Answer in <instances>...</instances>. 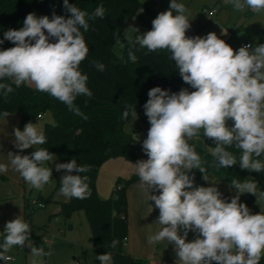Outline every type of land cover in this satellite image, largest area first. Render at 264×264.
I'll use <instances>...</instances> for the list:
<instances>
[{
	"label": "clouds",
	"instance_id": "clouds-1",
	"mask_svg": "<svg viewBox=\"0 0 264 264\" xmlns=\"http://www.w3.org/2000/svg\"><path fill=\"white\" fill-rule=\"evenodd\" d=\"M225 3L238 12H264V0ZM63 7L70 15L29 13L21 28L4 32L0 45L9 41L14 46L0 50V81H9L0 82V94L7 99L14 92L13 84L17 88L22 84L32 86L65 104L69 112L87 119L75 104L78 96L93 95L87 86L88 76L80 69L90 51L81 29L87 32L89 21L103 19L106 9L101 4L89 14L69 0H63ZM191 15L185 4L170 0L169 9L152 20L151 30L126 37L129 61L137 62L133 51L136 45L147 52L166 51L182 81L194 89L171 92L156 86L148 91L143 105L150 124L142 143L147 159L135 162L133 172L139 178V187L149 194L148 201L159 210L156 221L162 226L148 236V243L167 241L173 245L175 264H260L264 256V211L253 214L240 197L247 193L256 196L257 201L264 200V191L258 193L253 178H234L229 187L236 190V195L229 202L216 183L197 186L193 170H199L204 181L210 180L207 161L192 141L201 137L213 141L215 146L209 149L216 169L239 164L242 170L264 173V44H245L235 50L215 32L189 37L186 33L191 28ZM117 43L124 47L119 37ZM92 64L98 71L105 70L99 61ZM2 115L7 118L10 114L4 111ZM130 116L134 122L138 119L137 104H125L121 118L127 120ZM13 135L20 153L32 147L36 150L30 155L9 152L11 168L30 189L43 191L51 183L52 168L47 163L53 161L48 149L37 147L46 143L44 131L37 123L29 122L23 130L15 128ZM233 149L239 151V157ZM55 170L66 172L60 180V195L80 200L91 196L89 178L81 175L91 171L90 165L72 159L57 163ZM8 171L9 165L0 163V173ZM31 232L21 215L6 223L0 243L4 264L13 259L9 253L14 246L31 249V264H46L44 257L53 253L33 246ZM190 232L195 234L191 241ZM118 243L114 239L109 247L114 249ZM96 259L100 264H113L111 252Z\"/></svg>",
	"mask_w": 264,
	"mask_h": 264
},
{
	"label": "trees",
	"instance_id": "trees-1",
	"mask_svg": "<svg viewBox=\"0 0 264 264\" xmlns=\"http://www.w3.org/2000/svg\"><path fill=\"white\" fill-rule=\"evenodd\" d=\"M40 1H44L47 7L41 9L38 5ZM69 3L89 14L101 4L106 9L103 19L96 18L94 21H89L90 27L87 32L81 29L90 51L87 58L82 61L80 69L88 76L87 86L93 95L91 98L78 96L75 104L87 119L69 112L65 104L47 93L38 92L28 85L22 84L17 88L13 84L14 92L9 94L7 99L0 94V121L4 117L2 115L4 111L9 114L21 112L20 129L23 130L27 123L35 122L39 119V115L42 117L45 112L50 111L54 122L45 125L46 143L39 147L48 149L53 156H57L64 163L75 159L80 165L91 166L90 172L81 174L89 178L91 196L83 200L71 198L61 201L59 213L70 217L75 212L83 211L88 220L95 246L105 254L111 252L113 264H145L144 259L134 257L126 250L128 237L126 189L130 184L139 180L138 176L134 173L128 178H118L112 195L109 198H101L97 191L98 174L102 164L111 158L125 157L136 162L147 159L146 155H139L143 152L144 139L127 133L124 129L125 124L131 118V116L127 120L121 118L125 104H137V113L145 121L143 105L148 99V91L160 86L171 92H179L184 82L178 74L175 62L170 59V54L166 51L147 52V49H140L139 45H136L133 49L138 57L135 64L128 60L127 40L124 47L119 52L116 51L117 37H122L144 8L141 0H69ZM53 12L56 15H70L63 7V0H0V39H3V34L8 29L21 28L29 13L51 17ZM143 21L151 30L152 21ZM139 34L143 32H137L131 36L134 38ZM13 46L11 42L5 41L0 45V50ZM92 61L103 63L105 70L98 71ZM231 125L229 121V126ZM205 142L208 147L215 146L210 139H205ZM196 150L207 161L205 165L207 173L220 180L228 183L234 178L244 181L250 173L242 170L239 164L216 169L212 166L213 158L209 151L198 146ZM233 151L239 157L238 152L234 149ZM194 174L195 180L202 175L199 171ZM254 176L258 186L263 183L264 190V173L256 172ZM58 185L61 186L60 179H58ZM253 197L254 195L241 199L240 202L247 204L250 209ZM40 199H43L41 195L38 200ZM47 200H50V197ZM32 213L33 210L27 199L25 221L32 229L31 241L34 246L44 247L45 251H48L47 244L35 232L36 226L31 222ZM114 239L119 243L113 249L109 245ZM0 264L4 262L0 260ZM260 264H264V256Z\"/></svg>",
	"mask_w": 264,
	"mask_h": 264
},
{
	"label": "rangeland",
	"instance_id": "rangeland-1",
	"mask_svg": "<svg viewBox=\"0 0 264 264\" xmlns=\"http://www.w3.org/2000/svg\"><path fill=\"white\" fill-rule=\"evenodd\" d=\"M141 1L144 4V8L140 11L139 17L132 21L131 25L120 38L123 44L126 42L127 36L137 33V31H133L131 27L143 33L149 31L143 20L152 21L158 13L168 10L170 4V0ZM177 2L183 3L186 7L191 9L192 15L189 17V19L192 20L191 28L186 33L189 37L197 35L203 37L209 32H215L219 38L225 40V42L230 44L235 50H238L239 47L248 42L253 46L264 44V12L256 14L250 9L247 13L245 10L243 12L234 11L231 5L225 3V0H177ZM210 9H215L217 11L212 18H210L207 13V10ZM121 48L120 44L116 45L117 52H119ZM182 88H188L189 91L194 90L185 83H183ZM53 122L54 117L52 113L47 111L41 118L33 123H37L44 131L45 125ZM149 127L150 124L147 117L145 121H143L138 115V119L135 122L130 118L125 124L124 129L127 133L135 134L139 138L146 139ZM192 143L210 152L203 137L192 141ZM37 147H39V145ZM35 150V147H32L24 150L22 154L30 155ZM235 151L240 155L238 150ZM140 154L146 155L144 152ZM118 158L127 160L126 164L130 166H133L136 162L126 159L125 157H116L107 160L102 166L109 164L107 162L110 160ZM57 163L64 162L57 156H53V161L47 163V167L52 168V180L50 184L45 185L43 191L30 189L25 182L27 198L30 199V207L33 210L31 221L36 226L35 232L42 237L47 244L48 251H52L53 253L51 257H44V260L46 264H72L75 260L78 261L79 264H100L96 256L105 253L95 246L85 213L83 211L75 212L70 217H65L59 213L60 202L66 201L68 198L59 194L61 186L58 185V179L61 180L66 172L63 170L57 172L55 170V165ZM108 170L109 168L107 167L106 171ZM254 173L256 172H250L245 180L253 178L256 181ZM72 174L75 175L74 173ZM103 179H106V177H103ZM116 181L117 180L114 181L113 188L116 186ZM260 191H264L263 183H260L258 186V193ZM40 195L43 201L41 199L38 200ZM251 196L252 194L247 193L245 195L246 198H250ZM48 197H50V200H47ZM37 201L43 203L44 207L33 204V202ZM263 207L264 200L257 201V197L254 196L250 205L251 212L253 214L259 213ZM46 241L50 242V245ZM30 252L31 249L27 246H25L24 249H20L19 246H14L9 255L13 256L15 260L9 261L8 264H31L32 256ZM74 257L75 259H73Z\"/></svg>",
	"mask_w": 264,
	"mask_h": 264
},
{
	"label": "crops",
	"instance_id": "crops-1",
	"mask_svg": "<svg viewBox=\"0 0 264 264\" xmlns=\"http://www.w3.org/2000/svg\"><path fill=\"white\" fill-rule=\"evenodd\" d=\"M21 122V112L10 114L7 118L3 117L0 121V163L9 165L7 173H0V243L3 241L4 234L2 232L8 221L15 219L19 215L25 219L26 200H30L27 198L25 181L18 172L11 168L8 156L9 152L23 155V152L20 153L13 143L14 129L21 128ZM140 153L139 155H141ZM126 161L125 159L122 160V158L112 159L107 162L109 164L101 166L97 179V191L101 198H109L112 195L115 180L128 178L134 174L133 166L126 164ZM107 167L109 168L108 171H106ZM198 171L193 170L194 173ZM207 174L210 181H204L201 175L199 179L195 180V184L207 187L212 186L211 181L216 183L215 186L228 201L236 195V190L230 188L228 182L220 180L210 173ZM103 177H106V179H103ZM126 195L128 220L127 252L134 257L144 259L145 264H175L177 257L173 245H168L167 241L158 244L148 243V236L155 234L162 226L156 221L159 216V210L154 208L153 201H148L149 194L139 187V180L127 187ZM245 195H241L240 200L241 198L245 199ZM194 238L195 234L190 232L188 240L191 241Z\"/></svg>",
	"mask_w": 264,
	"mask_h": 264
},
{
	"label": "built area",
	"instance_id": "built-area-1",
	"mask_svg": "<svg viewBox=\"0 0 264 264\" xmlns=\"http://www.w3.org/2000/svg\"><path fill=\"white\" fill-rule=\"evenodd\" d=\"M245 11L247 12H249V9H245ZM207 13H208V15H209V17L210 18H212V17H214V15L217 13V11L215 10V9H210V10H207ZM246 44H250L249 42L248 43H246ZM245 45V44H244ZM39 118H41V115H39L38 116ZM33 204H37L39 207H44V204L43 203H41V202H33ZM25 247V246H24ZM24 247L23 248H21V249H24ZM13 257V256H12ZM15 260V258L13 257V259L11 260V261H14ZM72 264H79V262L78 261H74Z\"/></svg>",
	"mask_w": 264,
	"mask_h": 264
},
{
	"label": "water",
	"instance_id": "water-1",
	"mask_svg": "<svg viewBox=\"0 0 264 264\" xmlns=\"http://www.w3.org/2000/svg\"><path fill=\"white\" fill-rule=\"evenodd\" d=\"M38 5H39V7H40L41 9H44V8L47 7V4H46L44 1H40Z\"/></svg>",
	"mask_w": 264,
	"mask_h": 264
}]
</instances>
